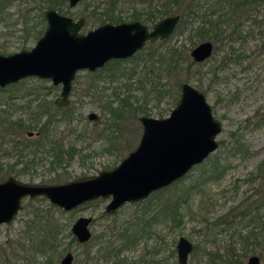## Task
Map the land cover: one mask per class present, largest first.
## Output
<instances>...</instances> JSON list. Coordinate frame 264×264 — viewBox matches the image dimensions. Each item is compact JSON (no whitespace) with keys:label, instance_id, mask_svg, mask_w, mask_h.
I'll return each instance as SVG.
<instances>
[{"label":"rangeland","instance_id":"obj_1","mask_svg":"<svg viewBox=\"0 0 264 264\" xmlns=\"http://www.w3.org/2000/svg\"><path fill=\"white\" fill-rule=\"evenodd\" d=\"M32 4L27 0H0V53L28 49L42 33L45 19L40 20L39 13L44 7H35L34 3L27 14L32 17L29 24H37L31 35H25L18 18L19 12ZM85 4L79 0L69 6L65 0L58 11L74 18L83 16L80 32L98 24L93 15L85 17ZM237 21L244 33L251 31L244 41L229 39L226 31L215 40L208 38L213 43L210 56L190 67L185 54L191 59L190 48L207 39L196 38L191 27L175 28L162 42L148 45L138 56L103 70L92 73L79 69L71 83L69 103L64 106L54 104L59 86L51 85L49 79L31 75L17 87L8 88L20 105L10 118L33 121L36 126L15 133L12 144L6 141L0 145L2 173L6 176L10 171L27 182H63L117 164L138 142V116L167 115L182 81L204 94L220 130L215 135V149L178 180L110 212L103 209L110 196L88 200L69 210L57 207L43 195L22 197L21 207L12 219L0 224V264L8 263L1 260L4 254L9 255L10 263L12 254L23 259V250L7 244L16 238L29 244L22 234L28 236L26 231H36L33 223L45 231L47 219L51 220V231L57 232L56 242L53 240L45 248V254H37L36 261L47 254L54 256L58 250L59 258L70 251L72 261H76L85 246L75 239L70 225L79 215L91 217L90 242L97 239L91 252L97 244L116 241L120 232L117 230L122 226L132 225L140 231L136 241L119 253L126 263L137 264L142 259L153 264H178L175 243L183 235L192 243L187 264H244L252 253L258 254L264 264V204L239 213L250 201L264 199V32L261 35L258 27H250L249 18ZM168 45L181 48L182 52L178 68L170 72L165 71V64L159 65L146 55L150 47ZM8 90H0V99H5ZM35 95L37 99L31 106L40 98L46 107L31 115L24 104ZM109 107L115 110L111 112ZM89 112H94L95 118L89 119ZM46 120L44 132L39 133L37 128ZM22 143L28 147L20 153L10 146L21 147ZM175 196L182 197L176 206Z\"/></svg>","mask_w":264,"mask_h":264},{"label":"water","instance_id":"obj_2","mask_svg":"<svg viewBox=\"0 0 264 264\" xmlns=\"http://www.w3.org/2000/svg\"><path fill=\"white\" fill-rule=\"evenodd\" d=\"M79 0H67L74 6ZM45 27L28 49L0 53V86L27 76L48 78L60 84L56 105L68 102L71 80L76 70L89 71L108 59L125 57L139 49L146 40L163 39L174 30L178 13L156 19L150 27L138 19L117 23L103 22L80 32L83 16L72 17L46 8ZM212 42L204 39L189 50L194 61L211 54ZM94 118V112L87 114ZM141 133L137 144L117 164L95 174L83 175L63 182L38 183L22 181L13 175L0 181V223H6L21 207V198L43 195L64 210L97 197L110 196L104 211L110 212L124 202L137 201L151 191L182 177L200 162L217 143L215 135L220 123L211 113L204 94L187 81L179 83L178 97L165 116L139 115ZM30 135L31 132L27 131ZM264 187V176H263ZM90 216L79 215L70 225L78 242L90 238ZM192 243L183 235L175 243L176 261L187 264ZM73 254L66 251L59 264H71ZM244 264H260L257 254H249Z\"/></svg>","mask_w":264,"mask_h":264},{"label":"trees","instance_id":"obj_3","mask_svg":"<svg viewBox=\"0 0 264 264\" xmlns=\"http://www.w3.org/2000/svg\"><path fill=\"white\" fill-rule=\"evenodd\" d=\"M28 3H35V7H44V8H55L57 11L62 9L64 6L65 0H27ZM86 2V14L85 17L93 15L97 23L102 22H120L127 21L132 19H138L144 23H153L156 19L160 18L165 14L170 13H178L179 19L175 26L180 30L191 27L194 31V35L196 38L200 39L206 37L207 39H217L221 34L226 31L227 37L231 40L238 39L241 42L245 40L246 36L251 34L250 30L245 31L242 28L241 22L237 21L238 19H250V27L254 26L258 27L259 33L263 34L264 30V0H84ZM5 2H12V0H5ZM30 7H25L24 12H19L18 18L23 23V30L25 31V35H31L36 30L35 22H32L31 25L29 22L32 21V17H28L27 14L30 9L34 7V5ZM40 20H43V13H39ZM17 18V19H18ZM16 19V20H17ZM85 19V18H84ZM194 25H196L194 27ZM193 26V27H192ZM174 28V30H175ZM263 28V29H261ZM173 30V31H174ZM164 39L158 40L160 43ZM156 42V43H157ZM153 43H150L152 45ZM180 54L181 48H178L173 45L162 46L160 48L150 47L147 49V57L150 60H154L156 63L161 65L165 64V71L170 72L178 68L180 63ZM187 60V64L189 67L192 65H196L192 59H189L187 54H185ZM119 60L112 59L108 61L106 65L111 66ZM104 66V67H105ZM106 66V67H108ZM103 68V67H102ZM25 79V78H24ZM23 78L13 83L15 87L19 84H22ZM93 86V83L91 84ZM90 87V85L88 86ZM1 89V88H0ZM87 92V91H86ZM10 92L8 93L5 100L0 99V145L3 142H12L15 138V133H19L25 129H30L35 125L33 121H26L23 118L15 117L11 119V113L14 108L20 107L16 101L11 97ZM37 99L36 95L34 99H29L24 104L25 109L30 112L32 115L33 112L35 115L41 113L44 110V103L42 99H38L34 105L31 106L33 100ZM109 110L112 112L115 110V107H109ZM42 123L37 129L39 133L44 132V124ZM11 134V135H10ZM10 135V136H9ZM6 136H8L6 138ZM39 143V142H37ZM13 150L17 153L23 151V149L28 147V144L22 143L21 147H16V145H10ZM2 166L0 163V179L4 176L2 173ZM9 173V172H8ZM6 175V173H5ZM178 180V179H176ZM188 191V190H187ZM179 199L182 200V197L175 196L174 206L178 205ZM245 210L241 212L244 214ZM36 215V214H33ZM37 217V216H36ZM32 222V220H30ZM47 222L45 231H41L39 227H36V231H26L29 235H23L25 240L29 244H25L23 241H19L17 238L12 239L7 245L15 246L20 250L24 251V258L21 259L19 254H12L13 258L12 263L10 260L8 261V254H4L1 259L3 263L8 262L7 264H58L60 251L58 250L57 254L54 256L47 254L40 261H36L35 257L37 254H45V248L49 247L54 240L56 242L57 232L51 231V220H45ZM31 226V225H30ZM140 229V228H139ZM116 235V242L114 240L107 241L106 244L100 243L97 244L94 252H91V247L93 243L97 240L94 239L93 243L90 242V238L82 243L85 246L83 250L80 252L81 256L78 259H74L71 264H133L126 263L119 256L120 251L123 247L128 246V243L133 244L136 241L139 232L137 228L132 227L130 225L120 227ZM99 242V241H98ZM97 242V243H98ZM31 247V250H30ZM29 252V253H28ZM31 252V253H30ZM32 254V258H31ZM2 256V255H1ZM137 264H153V262H149L148 260L144 261L142 259H138ZM155 264V263H154Z\"/></svg>","mask_w":264,"mask_h":264},{"label":"flooded vegetation","instance_id":"obj_4","mask_svg":"<svg viewBox=\"0 0 264 264\" xmlns=\"http://www.w3.org/2000/svg\"><path fill=\"white\" fill-rule=\"evenodd\" d=\"M52 8V7H51ZM46 9V8H45ZM44 12V11H43ZM45 19V18H44ZM84 22H85V20H84ZM142 22V21H141ZM103 23V22H102ZM115 23H117V22H115ZM144 23V22H143ZM84 24V23H83ZM98 24H100V23H98ZM98 24H96V25H98ZM146 24V23H145ZM96 25H94V26H96ZM147 25V24H146ZM93 26V27H94ZM148 26V25H147ZM82 27V26H81ZM149 27V26H148ZM92 28V27H91ZM164 39V38H163ZM158 40H161V39H156V40H153V41H150V40H146L145 42H144V44L139 48V49H137L135 52H133L132 54H130V55H128V56H125V57H114V58H110V59H108L102 66H100V67H97L96 69H94V70H92V71H89V70H87L86 68H82V69H85L86 71H89V72H92V73H94V72H96V71H100V70H103V69H105L106 68V66H108V65H106L105 66V64L108 62V61H110V60H112V59H116V60H119V61H122V60H125V59H129V58H131L132 56H138L141 52H143L146 48H147V46L148 45H150V43H155V42H157ZM211 41V40H210ZM212 42V41H211ZM212 49H213V43H212ZM211 52H212V50H211ZM2 54V53H1ZM189 54V53H188ZM190 56V55H189ZM210 56V55H209ZM208 56V57H209ZM192 59V58H191ZM206 59V58H205ZM204 59V60H205ZM193 60V59H192ZM204 60H202V61H198V62H203ZM119 61H117L116 63H118ZM194 61V60H193ZM195 63H198L197 61H194ZM115 63V64H116ZM105 66V67H104ZM103 67V68H102ZM109 67V66H108ZM79 70V69H78ZM77 71V70H76ZM76 73V72H75ZM74 76H75V74H74ZM25 78V77H24ZM41 78V77H40ZM74 78V77H73ZM22 79V78H21ZM44 79H48V78H44ZM18 80H20V79H18ZM17 80V81H18ZM73 80V79H72ZM72 80H71V83H72ZM17 81H15V82H17ZM50 81V80H49ZM15 82H12V83H8V84H5V85H3V86H0V90H2V89H7L8 90V88L11 90V89H13L15 86L14 85H12L13 83H15ZM50 83H51V81H50ZM51 85H53V86H56V85H58L59 86V89H60V84H53V83H51ZM70 88H71V85H70ZM17 89V88H16ZM9 91V90H8ZM10 93H11V91H9ZM7 95H8V93H6V95H5V99H6V97H7ZM9 95H11V94H9ZM58 95V94H57ZM11 97L13 98V100H14V98H15V95H11ZM5 99H3V100H5ZM53 102H54V99H53ZM69 103V97H68V102L66 103V104H68ZM55 104V103H54ZM66 104H64V105H66ZM56 105V104H55ZM64 105H57V106H64ZM210 109H211V106H210ZM88 117V116H87ZM95 118V117H94ZM89 119H91V118H89ZM219 122V121H218ZM220 130V129H219ZM219 132V131H218ZM217 132V133H218ZM216 140V139H215ZM216 143H217V141H216ZM217 146V145H216ZM213 151V150H212ZM212 151H210V152H212ZM209 152V153H210ZM208 153V154H209ZM207 154V155H208ZM206 155V156H207ZM205 156V157H206ZM204 157V158H205ZM203 158V159H204ZM202 159V160H203ZM201 160V161H202ZM200 161V162H201ZM199 163V162H198ZM195 164H197V163H195ZM195 164H193V165H195ZM192 165V166H193ZM191 166V167H192ZM190 167V168H191ZM189 168V169H190ZM109 169V168H108ZM188 169V170H189ZM187 170V171H188ZM186 171V172H187ZM10 172V171H9ZM9 175H12V174H10V173H7L6 174V176H4L2 179H0V181L1 180H3V179H5L7 176H9ZM14 176V175H13ZM263 176H264V174H263ZM15 177V176H14ZM179 179V178H178ZM176 180V179H175ZM262 180H263V177H262ZM173 182V181H172ZM262 182V181H261ZM168 185V184H167ZM262 188H263V190H264V187H263V182H262ZM263 199V198H262ZM256 201H257V199H255V201H250V203L249 204H247V207H245L244 209H242V211L243 210H245V212L246 211H249L250 210V208L253 210H255V209H257V207L258 206H260V204H264V199L263 200H259L257 203H256ZM254 202V203H253ZM252 203H253V205H252ZM242 211H238L239 213H241ZM238 214V213H237ZM13 217V216H12ZM12 219V218H11ZM9 222V221H8ZM7 223V222H6ZM1 224V223H0ZM253 233H256V232H253ZM191 250H192V248H191ZM190 253V252H189ZM252 254H255V253H252ZM258 255V254H257ZM258 257H259V255H258ZM60 259V258H59ZM73 260V259H72ZM259 261H260V257H259ZM58 264H59V261H58ZM261 264V263H260Z\"/></svg>","mask_w":264,"mask_h":264}]
</instances>
